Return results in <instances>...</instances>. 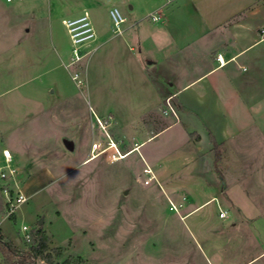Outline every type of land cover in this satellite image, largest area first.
<instances>
[{
	"label": "rangeland",
	"instance_id": "obj_1",
	"mask_svg": "<svg viewBox=\"0 0 264 264\" xmlns=\"http://www.w3.org/2000/svg\"><path fill=\"white\" fill-rule=\"evenodd\" d=\"M75 4L81 0H0V152L7 145L22 159L31 151L44 158L36 163H58L55 179L10 216L0 192L1 234L23 250L20 227L41 226L61 246L55 264L68 256L80 264H264V120L245 131L251 142L238 158L220 167L228 198L219 184L204 197L181 199L163 177L148 178L144 168L178 171L164 161L176 151L175 129L112 160L111 143L124 153L142 136L126 128L120 142L108 128L112 89L106 70L92 68L96 41L67 65L73 53L64 21L86 14L94 27L88 11L69 12ZM251 52L264 66V39ZM259 77L264 81V71ZM260 92L255 105L264 111V87Z\"/></svg>",
	"mask_w": 264,
	"mask_h": 264
},
{
	"label": "crops",
	"instance_id": "obj_2",
	"mask_svg": "<svg viewBox=\"0 0 264 264\" xmlns=\"http://www.w3.org/2000/svg\"><path fill=\"white\" fill-rule=\"evenodd\" d=\"M73 8L88 11L94 24L92 68L106 70L112 89L108 128L122 136L120 142L126 128L142 136V141L127 145L123 152L175 129L180 135L176 151L164 161L178 171L163 176L162 169L148 167L149 177H163L162 182L181 199L204 197L219 184L228 198L220 167L238 158V152L251 142L252 136L245 137L249 135L245 131L264 120V111L255 105L264 87L259 77L264 66L251 52L264 39L259 0H81L70 13ZM113 12L123 19L120 31L112 28ZM155 13L158 21L149 18ZM167 98L175 115L163 113ZM213 144L218 151L215 163ZM4 147L11 149L16 181L27 198L55 179L58 163H36L44 158L31 154L30 146L25 159L19 149ZM44 231L49 247H61L53 245Z\"/></svg>",
	"mask_w": 264,
	"mask_h": 264
},
{
	"label": "built area",
	"instance_id": "obj_3",
	"mask_svg": "<svg viewBox=\"0 0 264 264\" xmlns=\"http://www.w3.org/2000/svg\"><path fill=\"white\" fill-rule=\"evenodd\" d=\"M112 18H113V25L115 30L120 31L119 26L120 23L123 22V19L120 18V16L115 12L112 13ZM150 18L153 21H158L160 19L159 15L156 13L151 14ZM64 25L69 32V37L72 43L73 56L70 58V61L67 63V65H70L72 62L80 59L83 55H85L86 52L81 53L82 52L81 49L84 48L89 41L93 40L94 32L86 14L74 19L65 20ZM260 32L262 35H264V28H262ZM215 59L219 64H223V60L220 55H216ZM163 113L174 114V115L176 114L175 107L170 101V98H167L164 102ZM96 120L101 125L100 120L99 119ZM97 145L98 144L93 143L92 147L96 148ZM110 147H113L114 149V152L111 155L112 160L124 157L125 153H120L118 149L115 147L114 143H111ZM115 152L117 153V156L114 154ZM1 153L4 160V165L2 167L0 166V181L3 182V184L0 185V192L4 198V202L6 205V215L10 216L14 213L15 209L20 204L26 201L27 197L20 191L18 183L16 181L17 169L11 163L10 150L6 147H3ZM149 171L150 170L148 168H144V172H149ZM144 182H147V180H145ZM218 217L225 218L226 211L219 209ZM30 231L31 230L28 229L25 225H22L20 227L21 239L27 244L30 242V237H31Z\"/></svg>",
	"mask_w": 264,
	"mask_h": 264
},
{
	"label": "trees",
	"instance_id": "obj_4",
	"mask_svg": "<svg viewBox=\"0 0 264 264\" xmlns=\"http://www.w3.org/2000/svg\"><path fill=\"white\" fill-rule=\"evenodd\" d=\"M213 149L215 163L216 156H218L216 144H213ZM2 211L3 206L0 200V213ZM30 236V242L26 248L19 250L0 232V251L2 256L0 264H36L37 259L43 261L45 264H55L56 258L62 254L61 248L48 246L49 238L41 226L30 231ZM60 264H80V260H74L73 257L68 256Z\"/></svg>",
	"mask_w": 264,
	"mask_h": 264
},
{
	"label": "water",
	"instance_id": "obj_5",
	"mask_svg": "<svg viewBox=\"0 0 264 264\" xmlns=\"http://www.w3.org/2000/svg\"><path fill=\"white\" fill-rule=\"evenodd\" d=\"M38 223L41 224L42 223V220L40 219Z\"/></svg>",
	"mask_w": 264,
	"mask_h": 264
}]
</instances>
